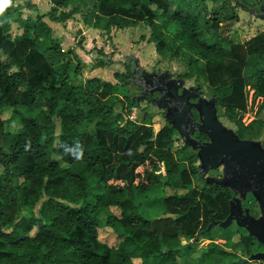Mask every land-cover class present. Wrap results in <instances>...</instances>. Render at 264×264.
<instances>
[{
    "label": "trees",
    "instance_id": "1",
    "mask_svg": "<svg viewBox=\"0 0 264 264\" xmlns=\"http://www.w3.org/2000/svg\"><path fill=\"white\" fill-rule=\"evenodd\" d=\"M200 1L203 6L189 0H52L49 17L66 23L81 14L85 24L108 32L150 17L157 52L165 54L172 36L179 51L195 58L180 77L197 72L201 78L206 75L202 61L243 58L241 45L222 34V22L235 19L232 1L245 2L223 0L209 9ZM10 16L9 7L0 13V140H7L0 145V264H185L191 258V264H250L237 260L264 246L244 228L236 232L239 240H232L236 250L217 242L214 227L207 230L213 220L228 217L234 192L205 182L194 186L199 158L194 153L184 159L186 146L173 151L179 133L169 123L155 131L147 109L140 122L126 119L139 107L126 90L134 76L130 65L116 74L123 85L103 86L97 77L75 85L65 61L70 51L62 49L44 16L24 19L19 13L15 21L23 33L17 36ZM263 48L249 52L236 70L251 74L256 96L264 98ZM246 84L237 77L217 85L213 95L239 136L255 139L257 122L243 121ZM117 102L122 107L116 113ZM14 118L17 129L10 128ZM195 137L208 139L199 132ZM160 187L177 190L159 198L165 214L146 217L139 202ZM107 228L116 233L117 244L100 239ZM204 237L211 241L199 254Z\"/></svg>",
    "mask_w": 264,
    "mask_h": 264
},
{
    "label": "rangeland",
    "instance_id": "2",
    "mask_svg": "<svg viewBox=\"0 0 264 264\" xmlns=\"http://www.w3.org/2000/svg\"><path fill=\"white\" fill-rule=\"evenodd\" d=\"M193 4H199L203 6L200 0H189ZM209 9L220 7L223 0H204ZM244 5H248L252 8H258L264 0H244ZM52 0H11V3L7 6L9 7V12L12 18V29L11 32L14 36L21 35L23 33V28L19 26V23L15 21L17 15L20 13L22 18H27L28 16L36 17L37 15H43L44 20L48 22L54 30V37H57L60 41L61 47L65 52L70 51L68 58L65 61L69 62L70 71L69 77L73 84L80 85L85 84L86 80L97 77L102 81V85L108 83L113 85L122 84L124 80L116 77L117 73L127 72V65L134 70L136 68L132 60H126L125 56H133L139 59V70L145 69L150 71L154 67L157 71L168 69L174 73L175 76H181L186 72L190 71V61L195 59L191 53H185L179 51L177 46L178 43L175 42L172 36H167V41L169 47L165 54H159L156 50V44L151 41V27L148 22L150 17L140 20L137 25L131 26L125 29L112 28L109 32L97 28L88 26L83 21L81 14H77L74 18L69 19L66 23L54 22L50 19L49 13L52 10ZM231 6L234 9L235 19L230 21L222 22V34L228 38H231L236 43L240 44L242 47V57L238 60H233L230 58L224 59L220 63L211 62H201V65L205 66L206 75L201 78L198 73L190 78L186 79V86L190 85H201L203 90V96L206 98H211L213 95V89L225 82L238 78H246L247 84L243 88L244 96L247 97V110L245 114V119L247 122L254 119L257 123L255 124L256 140H261L264 145V98L254 97L252 103L249 102L251 90H253L254 77L245 73L244 70L240 74L237 72V68L244 64L245 58L254 49L264 47V19L257 18L255 16L250 17L248 11L245 10L244 6H239L235 1L231 2ZM6 7V8H7ZM71 6L64 9L70 10ZM5 10V9H4ZM85 10V8H84ZM206 13V12H205ZM161 21V20H159ZM43 37V36H42ZM43 39V38H42ZM264 49V48H263ZM100 61L107 62L105 66H97ZM134 73V72H133ZM134 75L130 81L131 83L126 88L127 93L133 96L141 95L143 91L142 86H138L133 83L136 79ZM49 79H54V75L49 76ZM140 82V81H139ZM121 97H124L122 92H118ZM157 96V95H156ZM139 107L132 108V113L127 114L126 119H132L134 121H142L144 110L147 109L154 117V129L158 131L165 123V111L158 109L149 103L148 100L138 101ZM125 106H128V101H125ZM122 104L117 102L114 106V111L117 113L120 111ZM250 108V109H249ZM11 112L5 114V118L9 119ZM218 114L222 122L228 127L233 128L235 131L238 126L229 120L225 114V107L218 109ZM57 124L59 126V119L56 118ZM259 121V122H258ZM16 119H12L10 125L11 129H17ZM7 140H0V145H6ZM186 146L183 139L177 138L173 151L178 154L183 151L182 149ZM197 153L191 147L184 148V159ZM115 155H121L115 153ZM116 162V161H115ZM199 165V162L196 163ZM2 168L0 167V173ZM201 173V172H200ZM199 172L193 178V184L195 187H201L205 180ZM209 175L221 176L222 170H212ZM175 186L179 188L181 182L178 181ZM173 188H156L150 191L146 197H142L139 204L142 212L146 217L153 218L157 214H165V207L161 206L159 198L166 197L167 195H173L177 189ZM180 192H186L185 190L179 189ZM244 207H249L251 213L256 217L260 215L259 206L252 194L248 195L246 201L243 202ZM115 213L119 214L118 209H113ZM106 214L102 215V222L105 221ZM240 227L233 223L228 228H222L219 226H214L211 234L215 239L227 249L236 250L234 248L233 241L239 240V233H236ZM100 239L110 245L117 244L116 233L111 229L107 228L100 231ZM222 239V240H219ZM233 240V241H232ZM192 242V240H191ZM210 243L208 237H204L199 243V254L206 248ZM184 244H188V240H184ZM239 252V251H238ZM195 255L193 260L195 263L198 260ZM192 258L188 260L185 264H191ZM139 260H135V264H139ZM250 264H261V261H253Z\"/></svg>",
    "mask_w": 264,
    "mask_h": 264
},
{
    "label": "water",
    "instance_id": "3",
    "mask_svg": "<svg viewBox=\"0 0 264 264\" xmlns=\"http://www.w3.org/2000/svg\"><path fill=\"white\" fill-rule=\"evenodd\" d=\"M252 10L250 13H255ZM259 17L264 18V4L260 7ZM136 66L133 72L138 74L139 59L125 56ZM142 76L133 82L142 86L141 95L134 96L137 101L144 100L147 94L150 102L165 111V120L176 129L187 147L197 152L199 168L205 183L220 185L234 192L230 200L229 215L224 221L213 220L207 230L214 226L228 228L233 223L244 228L250 236L264 246V145L261 140L243 139L231 127L225 125L218 114V98L202 96L201 85L186 86V79L175 77L166 69L158 73L143 69ZM140 81V82H139ZM196 100V101H192ZM198 120L195 119V113ZM194 116V117H193ZM196 132L207 135L208 140H198ZM222 170L221 176L209 175L212 170ZM252 194L259 206L260 215L256 217L243 202ZM264 262V251H258L249 257L240 256L237 262Z\"/></svg>",
    "mask_w": 264,
    "mask_h": 264
},
{
    "label": "flooded vegetation",
    "instance_id": "4",
    "mask_svg": "<svg viewBox=\"0 0 264 264\" xmlns=\"http://www.w3.org/2000/svg\"><path fill=\"white\" fill-rule=\"evenodd\" d=\"M262 4H264V2L262 3ZM261 4V5H262ZM261 5L256 9V8H252V7H250V6H248V5H244V3L242 4V6H244L245 7V10L246 11H248V13L250 14V17H252V16H255V17H257V18H261V17H259V13H260V7H261ZM252 10H255L256 12L255 13H253V14H251L250 12L252 11ZM264 19V18H263ZM153 69H155L154 67H152L151 68V70L149 71V72H151ZM142 70L143 69H140L139 70V78H141V79H143L144 81H145V77L144 76H142ZM156 70V69H155ZM166 70V69H165ZM157 71V70H156ZM164 70H161V71H157L158 73H162ZM175 76V75H174ZM175 77H180V76H175ZM136 79H137V76H136ZM135 79V80H136ZM134 81V80H133ZM134 83V82H133ZM191 86V85H190ZM143 90H144V88H143ZM201 90H202V88H201ZM141 93H142V91H141ZM203 90H202V96H203ZM157 95V96H156ZM152 96H156V97H159L160 96V94L159 93H155L154 95H150V94H147L146 95V97H145V99L146 100H148V101H150V98L152 97ZM144 99V100H145ZM192 101H196V100H192ZM194 111V110H193ZM194 113H195V111H194ZM194 117V116H193ZM196 119V118H195ZM197 120H198V118H197ZM195 136V135H194ZM208 140V139H207ZM205 141V140H204ZM244 206V205H243ZM258 217V216H257ZM261 251H264V249L263 250H261Z\"/></svg>",
    "mask_w": 264,
    "mask_h": 264
},
{
    "label": "clouds",
    "instance_id": "5",
    "mask_svg": "<svg viewBox=\"0 0 264 264\" xmlns=\"http://www.w3.org/2000/svg\"><path fill=\"white\" fill-rule=\"evenodd\" d=\"M11 3V0H0V13Z\"/></svg>",
    "mask_w": 264,
    "mask_h": 264
},
{
    "label": "built area",
    "instance_id": "6",
    "mask_svg": "<svg viewBox=\"0 0 264 264\" xmlns=\"http://www.w3.org/2000/svg\"><path fill=\"white\" fill-rule=\"evenodd\" d=\"M254 97H257V96H256V94H255V90L253 89V90H251V94H250V100H249L250 103H252ZM259 97H260V96H259ZM261 98H262V97H261ZM249 109H250V108H249ZM244 114H245V113H244ZM253 120H254V119H253ZM253 120L247 122V120L245 119V115H244V117H243V121H244L246 124L251 123Z\"/></svg>",
    "mask_w": 264,
    "mask_h": 264
},
{
    "label": "crops",
    "instance_id": "7",
    "mask_svg": "<svg viewBox=\"0 0 264 264\" xmlns=\"http://www.w3.org/2000/svg\"><path fill=\"white\" fill-rule=\"evenodd\" d=\"M211 241V239H209ZM219 240H222V239H219ZM218 242V241H217Z\"/></svg>",
    "mask_w": 264,
    "mask_h": 264
}]
</instances>
